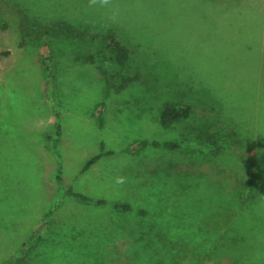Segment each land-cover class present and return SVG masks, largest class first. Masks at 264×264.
Returning a JSON list of instances; mask_svg holds the SVG:
<instances>
[{"label":"rangeland","instance_id":"obj_1","mask_svg":"<svg viewBox=\"0 0 264 264\" xmlns=\"http://www.w3.org/2000/svg\"><path fill=\"white\" fill-rule=\"evenodd\" d=\"M59 1L72 17L79 13L75 19L80 22L86 15L101 18V24L115 22L122 32L130 28L125 35L132 54L124 75L133 81L118 90L121 69L99 58L103 39L94 29L77 42L56 41L42 34L34 19L24 21L18 7L0 0V24H5L0 26V150L30 151L12 162L20 165L12 169L18 176L6 177L10 181L2 190L7 196L0 201V264L17 256L30 264L25 244L41 231L46 216L58 215L65 223L75 219L85 224L76 232V245L88 246L84 253L101 264V222L107 226L110 214H126V226H134L139 208L171 204V192L183 182L179 172L230 188L242 187L252 172L251 166L240 173L222 171L212 163H198L201 157L187 150L151 142L180 141L191 125L218 114L221 104L231 107L226 97L264 87V0H112L109 8L90 7L88 0ZM206 80L234 90L217 102L214 95L197 91ZM258 95L264 98V92ZM165 101L190 104L192 114L162 127L159 112ZM253 113L257 117L260 112ZM37 132L46 143L40 144L43 137ZM229 150L247 164L255 154L253 141L232 143ZM117 177L126 182L118 185ZM196 184L198 190L187 198L198 203L187 202L203 215L212 207L214 193L205 181ZM164 185L168 196L161 197ZM185 194L181 190L177 199ZM123 204L131 210L126 212ZM124 216L115 218L116 223ZM54 231L41 242L51 244ZM118 236L107 247L104 264L134 260L127 235ZM46 248L53 250L48 244ZM73 250L69 253L75 255ZM35 252L30 256L37 260Z\"/></svg>","mask_w":264,"mask_h":264},{"label":"trees","instance_id":"obj_2","mask_svg":"<svg viewBox=\"0 0 264 264\" xmlns=\"http://www.w3.org/2000/svg\"><path fill=\"white\" fill-rule=\"evenodd\" d=\"M6 1L18 7L24 21L34 19V23L38 24L36 26L42 27V34L53 37L56 41L77 42V38H82L89 30L94 29L97 36L103 39L99 58L114 63L121 69L118 90L133 81L130 75H124L128 74L126 68L132 54L129 39L127 40L125 35L130 28L122 32L115 22L107 21L101 24V18H88L86 15H83V21L80 22L75 19L79 13L72 17L70 8L59 0L41 4H35L36 0ZM89 60L92 61V57ZM216 80L217 77L214 81ZM214 81L211 83L206 80L201 87H197V91L201 96L214 95L217 102H222L221 96L226 97L225 93L234 89L218 88ZM52 82L54 84V81ZM260 92H264L263 86L258 90L245 88L240 91L238 97H226L225 100L231 101V107L221 104L218 114L203 119L200 125H191L190 131L180 141L151 142L152 145H163L170 150H187L189 154L201 157L198 163H212L222 171L227 169L240 173L247 166H251L252 172L248 182L242 187L230 188L223 182L207 180L203 175L193 176L188 172H179L178 176L183 182L171 192V204L164 206L160 203L154 210L139 208L135 214L138 224L134 226H126L130 222L125 218L126 214H122L125 216L118 223L115 218L119 219L122 215L115 217L110 214L107 226L101 222V264H104L107 247L116 241L122 232L129 239V253L134 257V260L131 258L130 264H221V259H226L229 264H264V125H260L264 117V98L258 95ZM257 110L260 113L254 117L253 112ZM191 114L190 104L165 101L160 108L159 123L168 128L187 120ZM218 122H222L224 126L212 127ZM243 141L254 142L255 154L248 164L229 150L232 143ZM202 181L212 188L214 201L212 207L200 215L199 211L189 205L191 202L198 203L197 199L187 198V195H192L198 190L196 183ZM166 190L167 185H164L161 197L168 196ZM181 190L186 194L178 200ZM121 207L126 212L131 210L128 204ZM102 227L110 228L115 234H104ZM42 229L33 232L29 239L31 243L25 244L24 250H30V264L32 261H35V264H98L95 256L84 253V248L88 246H70L69 241L74 238L65 231L54 232L55 237L51 241L56 239L59 248L55 249L54 253L48 251L46 244L49 243L41 242L49 230H54L50 226L48 216L43 220ZM73 249L77 250L75 255L69 253L74 251ZM31 250L36 251L32 256L37 255V260L30 256ZM3 264L24 263L17 256Z\"/></svg>","mask_w":264,"mask_h":264},{"label":"crops","instance_id":"obj_3","mask_svg":"<svg viewBox=\"0 0 264 264\" xmlns=\"http://www.w3.org/2000/svg\"><path fill=\"white\" fill-rule=\"evenodd\" d=\"M3 105L4 104L2 103L1 109L4 111ZM0 118L3 120V118L1 117V113H0ZM37 135H41L43 137L40 140V144L41 143L44 144L47 142L46 141L47 138L43 136L42 132L38 133ZM6 139H8V138L6 137ZM0 146H4V144L0 142ZM1 148H2V150H0V192H1L0 201H3L4 196H7V195H3L2 190L4 188L5 182L10 181L6 177L11 176V175L18 176V172L12 171V169L20 168V165L17 166L15 164H12V162H14L16 159L20 158L21 154L26 153V151L27 152H30V151L29 150H23V149H18L16 151H10V150H4L3 147H1ZM5 151H8V152H11L14 154L12 157H8L6 155H1L2 153H5ZM43 167L45 169H47L46 165H43ZM57 217H60V219H57ZM57 217H55V218L52 217L50 219V226L55 230L54 232L57 233V231H59V230L68 232L72 236V238H74L73 240L69 241V245L72 247H78V245H76L78 238L76 237L77 238L76 239L75 235H76V232L79 233L82 229L83 230L85 229V224L80 223L79 221H77L75 219L73 221H69V222L65 223L62 216L58 215ZM61 244H63V243H61ZM48 245H49V247H51L53 249L52 250L53 253L56 252L55 249L59 248V246H57L58 244H57L56 239L52 240V243L51 244L49 243ZM60 246H63V245H60Z\"/></svg>","mask_w":264,"mask_h":264},{"label":"clouds","instance_id":"obj_4","mask_svg":"<svg viewBox=\"0 0 264 264\" xmlns=\"http://www.w3.org/2000/svg\"><path fill=\"white\" fill-rule=\"evenodd\" d=\"M88 5L90 7L99 6L102 8H109L112 5V0H88ZM126 182L125 177H117L116 183L118 185H123Z\"/></svg>","mask_w":264,"mask_h":264}]
</instances>
